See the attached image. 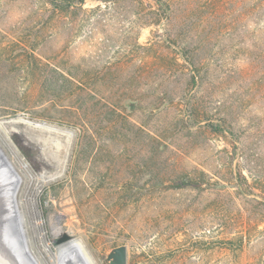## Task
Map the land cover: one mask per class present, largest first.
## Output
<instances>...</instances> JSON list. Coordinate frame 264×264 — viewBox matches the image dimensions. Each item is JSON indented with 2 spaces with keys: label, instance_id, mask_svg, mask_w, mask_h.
<instances>
[{
  "label": "rangeland",
  "instance_id": "obj_1",
  "mask_svg": "<svg viewBox=\"0 0 264 264\" xmlns=\"http://www.w3.org/2000/svg\"><path fill=\"white\" fill-rule=\"evenodd\" d=\"M160 1L0 0V148L43 264L64 233L97 264H264V0Z\"/></svg>",
  "mask_w": 264,
  "mask_h": 264
},
{
  "label": "bare ground",
  "instance_id": "obj_2",
  "mask_svg": "<svg viewBox=\"0 0 264 264\" xmlns=\"http://www.w3.org/2000/svg\"><path fill=\"white\" fill-rule=\"evenodd\" d=\"M23 176L0 148V264H43L32 249L26 216L19 202ZM48 264H97L80 240H72L52 251Z\"/></svg>",
  "mask_w": 264,
  "mask_h": 264
},
{
  "label": "water",
  "instance_id": "obj_3",
  "mask_svg": "<svg viewBox=\"0 0 264 264\" xmlns=\"http://www.w3.org/2000/svg\"><path fill=\"white\" fill-rule=\"evenodd\" d=\"M72 237L64 233L55 243L60 246L72 241ZM110 264H128V250L126 246L115 248L109 255Z\"/></svg>",
  "mask_w": 264,
  "mask_h": 264
},
{
  "label": "trees",
  "instance_id": "obj_4",
  "mask_svg": "<svg viewBox=\"0 0 264 264\" xmlns=\"http://www.w3.org/2000/svg\"><path fill=\"white\" fill-rule=\"evenodd\" d=\"M53 2H54V1H53ZM80 2H81V3H84L85 0H80ZM159 2L162 3V1H160V0H159ZM162 4H163V6H166V9L168 8L167 5H164V4H166V3H162ZM215 130H217L216 132H217L218 134H221V135H222V134H227L229 137H231L232 140H234V141L237 140V135L234 133V131L231 130V128L226 127L225 125H222V126L216 127ZM243 179H244V178H243ZM244 180L246 181V179H244Z\"/></svg>",
  "mask_w": 264,
  "mask_h": 264
}]
</instances>
